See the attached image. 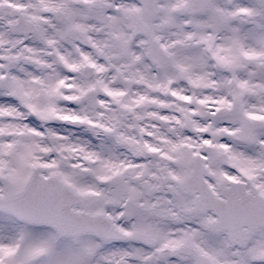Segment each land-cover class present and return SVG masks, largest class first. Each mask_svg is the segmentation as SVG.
I'll return each mask as SVG.
<instances>
[{
    "label": "snow or ice",
    "instance_id": "6c2138e0",
    "mask_svg": "<svg viewBox=\"0 0 264 264\" xmlns=\"http://www.w3.org/2000/svg\"><path fill=\"white\" fill-rule=\"evenodd\" d=\"M0 264H264V0H0Z\"/></svg>",
    "mask_w": 264,
    "mask_h": 264
}]
</instances>
